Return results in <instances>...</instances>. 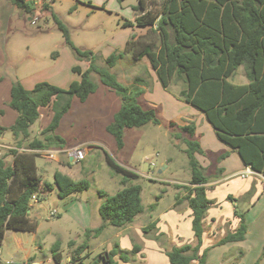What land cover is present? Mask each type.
Listing matches in <instances>:
<instances>
[{
  "label": "trees",
  "instance_id": "obj_1",
  "mask_svg": "<svg viewBox=\"0 0 264 264\" xmlns=\"http://www.w3.org/2000/svg\"><path fill=\"white\" fill-rule=\"evenodd\" d=\"M160 1L159 7L153 10L145 7L144 0L132 6L140 11L135 18L136 24L147 28L150 34L158 33L159 44L153 35L133 36L124 52L113 53L106 58L107 68L97 64L93 50L75 47L78 55L87 58L90 65L85 70L74 66L73 71L81 78L73 80L67 88L42 81L30 90L20 81L13 82L8 104L18 112V117L10 127L0 124V136L11 131L17 139L16 148H10L0 155V245L8 229L36 230V223L29 217L34 194L39 196L56 188L58 196L66 198L90 188L89 180L73 178L61 170L54 172L53 182L42 181L36 156L40 150L52 146L65 147L66 140L57 133V129L71 109L74 96L85 101L98 89V83L91 78L92 72L100 76L104 85L122 96L121 107L113 121L106 126L119 148L125 144V128L140 127L149 122L161 124L158 109L145 107L139 101L143 95L141 84L145 82L144 78H137L129 86L109 70L108 67H114L125 52L131 53L136 60L148 57L162 85L166 89L172 84L181 86L178 96L205 113L220 140L235 149L244 164L254 172L264 174V0ZM12 2L27 13L31 12V5L26 0ZM53 15L67 43L72 44L70 29L58 16ZM133 24L132 21L124 23ZM240 66H243L247 78L245 83H236L231 79ZM58 100L62 103L59 106ZM51 103L54 104L51 122L38 136L29 140L31 126L40 118V107ZM168 125L171 136L186 144L184 150L191 180L190 183L175 184L178 191L175 204L177 206L185 201L191 208L196 244L174 246L166 250V255L171 264H192L195 260L198 264H208L210 249L202 250L203 220L213 200L208 197L209 177L199 159L204 149L195 138L194 124L179 125L169 121ZM23 145L30 151L19 150ZM9 155L13 157L11 162L8 161ZM106 159L111 170L121 175L120 181L126 186L114 194L99 191L104 198L99 207L103 223L96 228L86 229V238L71 251L69 264H120V261H130L133 254L142 250L137 243L131 250H123L117 242L112 249L86 262L88 255L84 252L90 248L92 238L99 236L107 225L123 227L133 222L146 209L142 185H127L138 179L140 174L119 164L108 153ZM161 196H156L149 211L156 208ZM235 214L240 218L238 228L223 237L219 245L245 239L248 230L246 218L241 212L235 211ZM156 226V221H153L143 230L149 233ZM69 244L74 246L75 241L71 240ZM61 245V241H56L52 247V256L57 264L64 260ZM0 264L12 263H4L0 258Z\"/></svg>",
  "mask_w": 264,
  "mask_h": 264
},
{
  "label": "rangeland",
  "instance_id": "obj_2",
  "mask_svg": "<svg viewBox=\"0 0 264 264\" xmlns=\"http://www.w3.org/2000/svg\"><path fill=\"white\" fill-rule=\"evenodd\" d=\"M47 2L50 4V11H54L57 14L56 16L70 29V38L73 45L67 43L63 31L59 28L54 16L48 13L49 11L38 24L32 25L30 23L31 14L25 13V19H21L19 22V17L15 13L20 10L15 7L11 8L9 0H0V76H2V81L22 82V78L33 77L35 80L36 78L39 79V82L46 81L67 88L70 82L77 80L80 76V74L73 71V67L80 66L87 69L90 65L87 58L78 55L74 49L75 47L93 50L97 56V64L107 68L106 58L113 53L124 52L128 41L133 36L153 35L157 44L160 43L158 33L150 34L147 28L136 24L135 18L140 11L135 10L132 6L123 5L122 0H47ZM144 3L146 8L157 9L161 1L144 0ZM30 5L32 7V4ZM15 9L17 10L15 11ZM127 21H132L134 24L124 25ZM108 68L117 76L119 81L126 85L131 84L137 78L147 79V82L142 85L144 93L139 98L140 103L145 107L149 106L144 98L146 93H148L149 97L157 100L160 96L162 98L163 95L169 94H174L177 97V92L181 88L179 85L172 84L170 88L166 89L160 81L166 93L164 91L163 93L159 92V95L157 94L158 92H154L152 90V76L155 75L158 78V75L146 56L136 60L131 53L125 52V55L117 61L114 67ZM91 78L98 83V90L89 97V100L83 103L77 97H74L71 109L64 115L57 129V133L66 138L67 146L83 145L87 148L86 145H91L92 143H86V141L90 140L101 144L99 145L100 148L87 152L85 160L71 162L72 169H69V167L62 169L68 173H71L72 170L77 173L82 169L83 172L81 174H74V176H76V179L85 178L89 180L90 188L73 194V199L76 201L66 209L61 207V199L56 194L57 191L40 193L37 196V202L40 201L39 206L32 210V216L36 218L37 222L41 223L40 227L35 233L33 231L8 229L6 239L0 245V257H12L17 264L26 262L25 252L20 254L13 253L14 235L23 236L29 240L27 247L40 264H56L52 256V247L56 241H61V251L65 255L64 257L70 256L71 251L76 246H70L69 242L75 239L78 245L83 243L86 238V228L90 225L95 228L103 223L98 205L103 202L104 198L99 194V191L104 190L114 194L125 186L120 181L121 175L113 172L108 165L106 153L117 162H122L141 175L139 179L129 183H138L143 187V203L146 209L144 213L137 216L136 221L138 224L147 225L149 220L145 221L146 215L152 212L149 211V206L156 201V196L162 193L165 186L169 185L170 188L164 195L162 205L166 207L176 200L178 191L166 180H184L186 174L190 172V166L184 150L186 144L183 140L171 136V127L168 125L171 120L168 118L169 104H167L165 110L162 103L158 104L161 124L157 125L150 122L142 127L126 128L124 134L126 147L121 149L117 146L114 137L101 129L100 123L103 124V119L100 121L98 115L96 118L93 115V105L97 106L98 102H103L104 93L110 88L101 82L97 73L92 72ZM231 79L236 83L247 82L243 66L238 68L235 76ZM33 88L31 87V89ZM3 94L2 85L0 86L1 103L7 100L6 95L1 97ZM111 98L116 99L117 93L110 91ZM57 102L58 106L62 104L59 103L60 100ZM119 103L120 105L122 104L121 97H119ZM192 106L195 107L194 105ZM177 112L179 114V108ZM45 114L44 116L47 117ZM42 118L40 117L31 126L33 131H31L32 135L29 140L39 135L37 131L43 121ZM93 120L98 122L97 125H89L90 121ZM184 120V118L179 117V122L177 123L182 125L183 123L181 122ZM80 121L87 124V128L81 125ZM10 133L11 131L6 132L7 135H10ZM8 144L16 146V137L14 136L12 142H8ZM22 147L27 148L26 145ZM57 148L59 147H51L53 150ZM9 150V147L1 148L3 153H7ZM58 155L59 153L56 158H58ZM9 157L10 159L13 158L12 155H9ZM66 159L67 156L63 157L62 155L60 162H64ZM36 162L39 167V174L44 176V180L53 182L54 172L60 168L61 163L56 161V159L48 160V158L40 154L36 156ZM152 162L155 164L153 165ZM44 169H46V173H44ZM261 202L262 205L260 206H263L264 201ZM221 206H224V204ZM260 206L254 209L255 216L250 213V224L254 223L256 211H260ZM58 208L60 209V214L51 216V210H58ZM237 208H239L241 213H246L249 207L240 205ZM85 209L88 210L91 219ZM89 220L90 223H88ZM150 220L152 221V219ZM222 228L221 231H224L227 226ZM116 229L115 226L107 225L98 239L84 252V254L88 255L86 262H90L95 257H98L100 253H105L106 250L112 249L118 242L123 250H131L134 243L140 244L145 249L133 254L128 262L120 261V264H171L166 255H156L149 248H146V238L148 239L147 246H152V241L149 238L153 239V235L156 233L155 230L151 233H146L142 229L141 235L138 236L137 230L134 229L131 231V235L136 241L134 243H124L123 236H120L119 239H110L115 236ZM184 232L186 234V229ZM161 240V242L156 241L163 250L177 246V242L171 245V239L166 236L162 237ZM8 252L11 253L8 254ZM30 263L31 260L26 264ZM244 264H250L248 257Z\"/></svg>",
  "mask_w": 264,
  "mask_h": 264
},
{
  "label": "crops",
  "instance_id": "obj_3",
  "mask_svg": "<svg viewBox=\"0 0 264 264\" xmlns=\"http://www.w3.org/2000/svg\"><path fill=\"white\" fill-rule=\"evenodd\" d=\"M9 1L11 3V8L15 7L20 10L18 13H15V15L19 17V22L21 19H25V13L27 12L24 9L19 8L16 5H14L12 0H9ZM126 6H132V5H126ZM16 10L17 9H15V11ZM54 13H55L54 11L52 12L50 11V15L54 16L53 15ZM55 15L57 14L55 13ZM19 22H16V23H19ZM82 69L85 70L84 68ZM1 77L2 76H0V86L3 85V89H4V94L1 97L6 95L7 100L2 101V103L0 101V104H1L0 105V124L6 127H10L12 124L15 123L18 117V112L8 104V101H10L11 99V88H12L13 82L11 80H9L8 82L7 80L2 81ZM152 77H153L152 90L154 92H158L157 94L159 95H160L159 92L163 93L164 91L166 93L164 89L165 87L164 88L162 87L160 80H158V78L155 75ZM80 78L81 76H79L77 80H80ZM21 80H22V84L27 89H31V87H34L37 81L39 82V79L36 78L35 80L33 77H25V78H22ZM134 80L131 84H129V86H131L134 83ZM144 80L145 82H147L146 78H144ZM49 81L52 82L51 80ZM242 83H245V82H242ZM143 84H141V87ZM110 91H114V90L109 89L105 91L103 102H98L97 106L93 105V110H94L93 115L95 118L98 115L100 121L103 119L104 122L103 124L100 123V127L104 131H107L106 126L113 121L115 113L121 107L120 103L118 104V102H119V97L122 98V96L116 91H114L117 93V98L110 99ZM143 93H144V88H143ZM92 94H90L85 101H81L77 96H74V97H77V99L83 103L89 100V97ZM74 97L72 98L71 103H73ZM144 98L149 104L148 107H156L158 109V112H159V107H158L159 103L163 104L164 110L167 104H169L168 118L171 119L170 121H174L177 123L179 122V117H181L185 119L183 122L180 121L181 123H183L182 125L190 123V124H194L196 127L195 138L200 141L202 148L204 149V154L200 155L199 159H200L201 164L204 167L206 174L209 177V181L207 183L208 197L211 200H213V204L207 210L204 220H203L204 235H203L202 250L206 248L210 249L208 253V258H207L208 264H244L247 257L248 259H250V264H264V251H263L264 250V204L263 206H260L262 205L261 201H264V174L254 172L249 166L244 164L239 153L235 149L231 148L226 143H224L222 140H220L215 128L209 122L205 113L199 109H196L190 103L181 99L178 95L177 97L174 94L163 95L162 98L160 96V98H157V100H154L153 98L148 96V93H146L144 95ZM52 105L53 103H51L48 106L40 107L39 109L40 117L41 118L43 117L42 118L43 121L40 127L38 128L39 130L37 131V134L38 133L40 134L41 130L47 127L49 123L51 122V119L54 114ZM116 105L118 106L115 107ZM178 108H179V114L177 112ZM44 114L47 117H45ZM80 122H81L80 123L81 125H84L87 128V124L82 123V121ZM97 123L98 122L93 120V121H90L89 125L90 124L97 125ZM132 128H135V127H132ZM124 134H125V130H124ZM13 138L14 136L12 135V133H10V135H7L6 132L0 136V154L3 153L1 152V148L3 147L4 148H7V147L16 148L15 145L8 144V142H12ZM87 142L92 143L91 145H86L88 148V153L94 150L95 148H100L99 145L101 144H98V142H95L92 140L86 141V143ZM124 142L125 144L121 149H124L126 147V140H124ZM79 147H84V146L81 145V146L72 147V146L65 145V147L63 148L59 147L57 149H54L57 152H59V155H58V158H56V161L60 162V157L62 155L63 157L67 156L66 161L60 162L61 166L57 170H61L62 172H64L62 169H64L65 167H69V169H72L71 162L76 161V160L71 155V152L74 151V149L79 148ZM19 150H29L30 151V149L24 148V147H19ZM49 150H53V149H51L50 147L48 149L40 150L39 153L43 157L47 158L45 154ZM71 158H73V160H71ZM11 160L12 159H10L9 157L8 161L11 162ZM118 163L127 168H130L129 166L124 165L122 162H118ZM248 170L250 172H248V174L245 175V172H247ZM82 172L83 170L81 169L77 173L74 170H72L71 173L70 172L69 173L64 172V173L72 176L73 178H76L74 174L77 175V174H81ZM160 172L162 171L160 170ZM38 173H39V167H38ZM44 173H46V169H44ZM189 173L186 174V176L184 177V180H172V181L166 180V182L169 183L170 185H173L174 187H175V184L177 183H180V184L190 183L191 174ZM41 178H42V181H46L44 180V176H41ZM129 183L127 185H130ZM169 188H170L169 185L163 188V191L161 193L162 196L157 202L156 208L151 213H148L145 219V221L149 220L147 225L153 221H156L157 223V226L154 229L156 233L153 235V239L149 238L152 241V246L150 247L147 246L148 239L146 238V241H145L146 248L147 249L149 248L151 252H153L154 254L156 255L161 254L162 256L166 255V249L163 250L160 247L159 243L156 241L158 240L159 242H161L162 237L166 236L167 238L171 239V245H173L175 242H177L176 244L177 246H182L186 243H191L193 245L196 244V238L194 236V231L192 228V219H193L192 210L187 204V202L184 201L181 204L176 206L175 204L176 200H175L173 203L169 204L166 207L162 205L163 200H164V195L167 193ZM50 191L56 192L57 189L54 188ZM50 191H46L44 193H48ZM56 194L58 195V191ZM73 198H74L73 194L66 198L59 197V199H61L60 201L61 207L66 209L70 204L74 203L76 200ZM39 203L40 201L38 202L33 201L32 205H30V210H29L30 219L34 221L37 225L36 230L33 231L34 233L40 227L41 223L37 222L36 218L32 216V213H33L32 210L36 206H39ZM222 204H224V206H221ZM100 205L101 203L98 205V210H99ZM240 205H246L249 207L246 213H243L246 218V223L248 226L245 239L241 241H231V242H227L225 244L219 245L218 242L223 237H225L230 232H234L238 228L239 223H240V218L235 214V211L240 212L239 208H237ZM259 206H260V211H256V218L254 219V223L250 224L249 215L250 213H252L253 216H255L254 209H256ZM85 210H86V213L88 214V210L87 209ZM58 214H60L59 208H58ZM88 216H90V219H91V215L88 214ZM136 219L133 222L123 227H116L117 229L115 231V236L111 237L110 239L111 240L113 238L119 239L120 236H123L124 243H134L136 239L132 238L133 236L131 235V231H133L134 229L137 230V235L139 236L141 235L140 232L144 227L143 224L141 225L138 224ZM150 219H152V221ZM88 223H90V220ZM223 226H227V228L226 230L221 231V229H223L222 228ZM87 228H94V227L90 225ZM185 229H186V234L184 232ZM6 236H7V232H6ZM6 236H5V239H6ZM99 236L94 237L90 240V246L93 244L94 241L98 239ZM13 241H14L13 248H12L13 253L20 254V253L25 252L24 255L26 258V262H24V264H26L30 260H31L30 264H40V262L36 260L35 256L31 254L30 249L27 247V244H29L28 239H25L23 236L14 235ZM30 242H31V239H30ZM77 245L78 243L75 242V246ZM142 250H145V249L142 248ZM10 253L11 252H8V254ZM166 257L168 259L167 255ZM0 258L4 263L10 262L12 264H17L16 262H14L12 257H8V258L0 257ZM167 259H166V262H167ZM69 260H70V256L67 255L66 257H64V260L61 264H69ZM192 264H198L197 260H195Z\"/></svg>",
  "mask_w": 264,
  "mask_h": 264
},
{
  "label": "built area",
  "instance_id": "obj_4",
  "mask_svg": "<svg viewBox=\"0 0 264 264\" xmlns=\"http://www.w3.org/2000/svg\"><path fill=\"white\" fill-rule=\"evenodd\" d=\"M27 2H29L30 4H32L31 7V12L29 14H31L30 16V23L32 25H36L38 24V22L44 17L46 16L48 13H50V4L47 2V0H26ZM49 11V12H48ZM48 12V13H47ZM87 148L84 147H79L74 149V151L71 152V155L73 156V158L76 161H81L83 159H85L86 155H87ZM59 152H57L56 150H49L46 152V157L48 159H56V155ZM1 155V154H0ZM152 164L154 165L155 163L152 162ZM248 172H250L249 170L247 172H245V175L248 174ZM33 201H37V194H34L30 205H32ZM58 214V210L57 209H52L50 212L51 216H56Z\"/></svg>",
  "mask_w": 264,
  "mask_h": 264
},
{
  "label": "water",
  "instance_id": "obj_5",
  "mask_svg": "<svg viewBox=\"0 0 264 264\" xmlns=\"http://www.w3.org/2000/svg\"><path fill=\"white\" fill-rule=\"evenodd\" d=\"M141 2V0H123V5H132V6H136ZM71 160H73V158H71Z\"/></svg>",
  "mask_w": 264,
  "mask_h": 264
}]
</instances>
